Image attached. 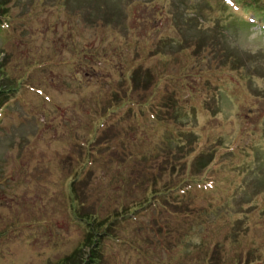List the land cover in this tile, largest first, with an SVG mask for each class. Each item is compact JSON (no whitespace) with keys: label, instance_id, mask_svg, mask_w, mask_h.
<instances>
[{"label":"rangeland","instance_id":"obj_1","mask_svg":"<svg viewBox=\"0 0 264 264\" xmlns=\"http://www.w3.org/2000/svg\"><path fill=\"white\" fill-rule=\"evenodd\" d=\"M240 15L0 0V264L82 263L90 219L115 220L104 264H264V29Z\"/></svg>","mask_w":264,"mask_h":264},{"label":"trees","instance_id":"obj_2","mask_svg":"<svg viewBox=\"0 0 264 264\" xmlns=\"http://www.w3.org/2000/svg\"><path fill=\"white\" fill-rule=\"evenodd\" d=\"M225 3L227 5H230L233 7V9L240 10V16L245 19H240L242 20V23H245L249 26H251L254 23H249L247 21V16L248 15H253L255 18V22H259L262 24V27L264 29V0H225ZM8 99V98H7ZM7 99H5L7 101ZM136 105V104H135ZM144 105H146L144 103ZM148 106V105H146ZM171 191V190H169ZM168 193V192H167ZM165 195V193L163 192ZM169 194V193H168ZM80 198V197H79ZM158 201H154V205L156 206L155 203ZM140 210V209H139ZM138 210H135L134 213H136ZM82 221V219H81ZM98 222V224H96ZM109 222V221H108ZM115 222V220H114ZM113 221L108 223L113 224ZM90 225V233H89V240H90V251L88 254L85 255L84 260H82V263L79 262L78 264H104L103 256L105 253V250L108 249V243L109 238H111V235L107 233V229L110 228V226H106V222L104 223L103 226H101V223L99 221H96V219H90L88 221ZM98 226V227H97ZM106 226V227H105ZM115 230V229H114ZM101 239H104L103 241ZM116 239L119 241V243H123L124 239L120 238L119 239L116 237ZM105 243V244H103ZM153 261H149L148 259L145 261V264H155ZM143 262H141L142 264Z\"/></svg>","mask_w":264,"mask_h":264}]
</instances>
